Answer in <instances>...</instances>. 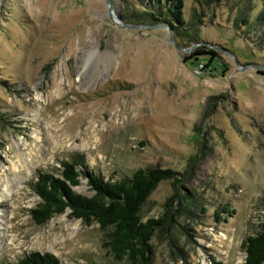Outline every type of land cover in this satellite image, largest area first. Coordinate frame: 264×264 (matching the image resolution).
Returning a JSON list of instances; mask_svg holds the SVG:
<instances>
[{
  "label": "rangeland",
  "instance_id": "rangeland-1",
  "mask_svg": "<svg viewBox=\"0 0 264 264\" xmlns=\"http://www.w3.org/2000/svg\"><path fill=\"white\" fill-rule=\"evenodd\" d=\"M109 2L0 0V264L33 251L125 264L105 246L108 230L68 208L33 219L38 172L57 176L74 158L105 179L181 174L192 197L177 205L192 213L156 231L152 264H245L242 241L264 212V0H180L173 43L166 23L143 15L151 0ZM197 46L217 55L190 57ZM73 189L92 193L83 177ZM178 190L161 181L141 215L159 216Z\"/></svg>",
  "mask_w": 264,
  "mask_h": 264
},
{
  "label": "trees",
  "instance_id": "trees-1",
  "mask_svg": "<svg viewBox=\"0 0 264 264\" xmlns=\"http://www.w3.org/2000/svg\"><path fill=\"white\" fill-rule=\"evenodd\" d=\"M151 1L154 10L144 11L145 18L166 23L172 30L178 29V24L183 22L180 0ZM162 7H165V10H162ZM162 16L165 17L160 20L159 17ZM206 52L217 55L212 49L197 46L189 56ZM180 175L173 169L151 167L139 168L131 176L112 180L88 170L81 158L63 161L57 176L38 172L34 188L40 201L32 210L33 219L37 224H42L54 214L63 213L68 208L71 217L81 219L86 224L96 222L102 230L109 231V239L105 242V246L115 261L125 264H152L154 248L151 239L156 231H167L178 226L180 225L178 218L182 214L192 213L189 208L178 206L192 197V192L185 189ZM81 177L86 179L92 191L90 195H82L73 189L80 183ZM167 179L180 183L182 191L178 190L175 195L167 199L159 216L144 218L141 215L143 204L156 186ZM226 211H229L227 205L220 211L217 210V219H220V215L218 216L220 212ZM260 227L259 232L248 235L242 241V247L246 252L245 264L264 262V212ZM182 228L185 229L183 225ZM18 264H61V262L50 252L33 251L23 257Z\"/></svg>",
  "mask_w": 264,
  "mask_h": 264
},
{
  "label": "water",
  "instance_id": "water-1",
  "mask_svg": "<svg viewBox=\"0 0 264 264\" xmlns=\"http://www.w3.org/2000/svg\"><path fill=\"white\" fill-rule=\"evenodd\" d=\"M106 4L108 5V8L111 9V4H110L109 0H106ZM109 12H110V14H111L112 16H114V18L117 19V20L115 19V23H117V24H119V25H121V26H123V27H126V28H139L138 25H130V24H126V23L122 20V18H120V16H118L117 14H114V15H113V13H111L110 10H109ZM165 27L167 28V30H168V32H169L170 40H171V42L173 43L174 40H173L172 32H171L170 29H169L170 27H169L168 25H166ZM175 46H176L177 48L181 49V50H187V49H185V48H183V47H181V46H179V45H177V44H175Z\"/></svg>",
  "mask_w": 264,
  "mask_h": 264
},
{
  "label": "bare ground",
  "instance_id": "bare-ground-1",
  "mask_svg": "<svg viewBox=\"0 0 264 264\" xmlns=\"http://www.w3.org/2000/svg\"><path fill=\"white\" fill-rule=\"evenodd\" d=\"M87 62H86V64L88 63V59L86 60ZM38 97H40V94H38L37 95ZM90 131V130H89ZM89 131H87V132H89ZM86 133V132H85ZM52 137H53V139H54V134L52 133V134H50ZM89 135V134H88ZM50 136V137H51ZM39 138V137H38ZM56 139V138H55ZM52 140V139H51ZM56 142H57V140H56ZM30 156V153L28 152V153H25V157H29ZM18 160H19V158H18ZM13 166H14V169H18V164H16V163H13ZM8 180V179H7ZM5 189L9 192V191H11V189H10V187H9V181H7V183L5 184ZM13 189V188H12Z\"/></svg>",
  "mask_w": 264,
  "mask_h": 264
}]
</instances>
